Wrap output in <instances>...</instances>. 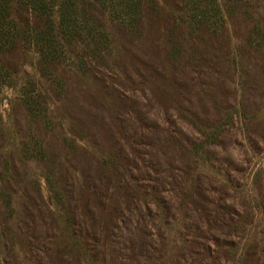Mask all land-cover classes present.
<instances>
[{"label": "trees", "instance_id": "trees-1", "mask_svg": "<svg viewBox=\"0 0 264 264\" xmlns=\"http://www.w3.org/2000/svg\"><path fill=\"white\" fill-rule=\"evenodd\" d=\"M72 79L91 102L115 86L163 104L180 131L144 141L178 146L187 160L182 217L117 146L102 145L97 164L77 159L90 133L71 114ZM6 89L25 114L21 129L6 125ZM116 99L114 110L126 105ZM236 130L264 155V0H0V264H264V157L247 153L238 165L255 171V203L234 216L206 207L214 202L200 181L204 153L235 163ZM73 164L84 167L77 191L63 178ZM135 207L154 229L134 223ZM176 235L194 239L193 255Z\"/></svg>", "mask_w": 264, "mask_h": 264}, {"label": "rangeland", "instance_id": "rangeland-1", "mask_svg": "<svg viewBox=\"0 0 264 264\" xmlns=\"http://www.w3.org/2000/svg\"><path fill=\"white\" fill-rule=\"evenodd\" d=\"M236 27V29H232V32L239 34V36L243 35V25L236 24ZM237 81L239 80H232L230 84L233 86V83H237ZM69 86V98L73 100L76 94L78 95L77 108L71 114L83 119L87 123L90 133V137L81 140L82 150L88 153L84 157L77 159L81 163L91 161L97 164V161L101 158L102 145L117 146L126 155L127 159L131 160L133 165H137V174L144 175L150 183H157L163 190L165 189L166 192H170L169 206L173 207L177 216L182 217L181 204L185 197V191L188 188L186 184L188 179L185 174L188 165L187 160L178 146L169 145L164 147V143L162 142H152L148 139L144 141V138L148 134L149 138L154 137L156 131L162 133L168 129L173 132L180 131V126H176L173 118L165 113L166 110L163 104L148 98L146 93L142 92V89H139L141 91H138L137 95H133L131 93L125 94L115 86L107 88L112 93L102 94L98 102H91L84 96L81 97L82 95L79 91V89L83 88L81 83L79 84L75 79H72L69 81ZM126 86L129 87L130 85L126 84ZM93 93H96V91L93 90ZM117 95L124 98L126 105L114 110L118 106ZM4 96L6 101L2 105V113L7 127L17 130L23 128L26 123L25 114L19 106H13V102L16 100V93L11 89H6ZM57 107L60 108L59 112H61L64 102L59 101ZM171 111L174 112L173 110ZM61 114L63 118H66L68 123H71L69 117L64 115L63 112ZM120 117L124 122H119ZM154 127L159 130H156ZM181 130H183L182 138H186V131L189 130L187 127ZM233 138L232 141L228 142V150L235 163H231L228 169L222 167L211 152L203 154L200 161L201 167H199L202 174L200 178L202 188L210 200L214 202V204H206V207L212 210L217 205H220L223 210L229 209L232 216H234L235 210H247L250 206H254L255 203V193H253L250 185H248L253 181L255 171L252 169H242L238 165L243 163V160L247 158V153H253L258 160H262L264 157L262 154L256 155L251 150L249 140L239 130H236ZM50 145L54 149H57L59 142L56 138H53L50 140ZM215 152L223 160H226V157L229 155L226 156L220 149L215 150ZM71 159L74 162L72 157ZM192 165L194 166V163ZM35 167H37L38 171L42 172L41 167L37 165ZM69 170V173L63 172V178H67V185H70L71 190L77 191L79 190V179H82V174L84 173V167L73 164ZM42 183L45 195L48 196L49 185L45 178L42 179ZM188 203L187 207H190V212L197 218L198 213L196 217L195 212L197 211L192 207V202L188 201ZM135 208L137 212L133 211L131 215L134 223L154 229L155 223L146 216L145 212H143L145 217L143 218V214L137 207ZM194 221L198 222L196 219ZM203 223L207 225L205 220H203ZM175 239L176 241H174L177 242L179 250L185 254L193 255L188 249L190 246L195 245L196 249H198V246L191 242L194 241L191 236L188 239L184 238V236L176 235ZM155 240L159 241V237H155ZM153 246L158 248L157 245L153 244ZM128 255L131 256V252ZM143 261L145 264V258H143Z\"/></svg>", "mask_w": 264, "mask_h": 264}]
</instances>
